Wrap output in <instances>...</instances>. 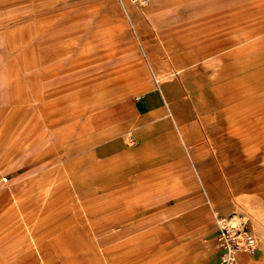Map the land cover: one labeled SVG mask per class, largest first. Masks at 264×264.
I'll use <instances>...</instances> for the list:
<instances>
[{
	"label": "rangeland",
	"instance_id": "obj_1",
	"mask_svg": "<svg viewBox=\"0 0 264 264\" xmlns=\"http://www.w3.org/2000/svg\"><path fill=\"white\" fill-rule=\"evenodd\" d=\"M49 202L45 264H264V0H0V264Z\"/></svg>",
	"mask_w": 264,
	"mask_h": 264
},
{
	"label": "crops",
	"instance_id": "obj_2",
	"mask_svg": "<svg viewBox=\"0 0 264 264\" xmlns=\"http://www.w3.org/2000/svg\"><path fill=\"white\" fill-rule=\"evenodd\" d=\"M162 98L157 89H150L145 92L139 99L134 102V109L138 112H152L160 106ZM173 118L177 121V110L173 111ZM50 203V202H49ZM85 204V203H84ZM51 208V203L46 204V212L43 214H30L21 211L19 216V221L23 231H20L16 237L15 243L24 244L19 254L14 259V264H45L42 255V248L44 245L43 239L46 236L49 229L48 225L52 223L51 218L53 214L49 209ZM125 214H116L110 219H104L101 222H96L91 219V212L85 211L84 216L82 217V222L86 223L90 229L93 231L96 230L98 226L105 225L110 221L116 223H121V225L126 226L125 229L132 230L135 227L133 220H127ZM125 220V222H124ZM127 220V221H126ZM124 229V230H125ZM214 242V239H213ZM215 245V242H214ZM215 263L218 264V253L215 245ZM246 258V254L239 255V261H243Z\"/></svg>",
	"mask_w": 264,
	"mask_h": 264
},
{
	"label": "built area",
	"instance_id": "obj_3",
	"mask_svg": "<svg viewBox=\"0 0 264 264\" xmlns=\"http://www.w3.org/2000/svg\"><path fill=\"white\" fill-rule=\"evenodd\" d=\"M6 176L2 177L5 184ZM213 239L218 253V264H237L240 254L252 255L257 240L250 225L243 219L233 220L229 214L215 213Z\"/></svg>",
	"mask_w": 264,
	"mask_h": 264
}]
</instances>
